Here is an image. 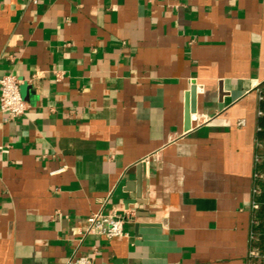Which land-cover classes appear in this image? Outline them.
<instances>
[{
    "label": "crops",
    "instance_id": "0c3cea01",
    "mask_svg": "<svg viewBox=\"0 0 264 264\" xmlns=\"http://www.w3.org/2000/svg\"><path fill=\"white\" fill-rule=\"evenodd\" d=\"M8 74L0 264H246L264 0H0ZM97 213L127 235L84 238Z\"/></svg>",
    "mask_w": 264,
    "mask_h": 264
},
{
    "label": "built area",
    "instance_id": "2783aa9c",
    "mask_svg": "<svg viewBox=\"0 0 264 264\" xmlns=\"http://www.w3.org/2000/svg\"><path fill=\"white\" fill-rule=\"evenodd\" d=\"M20 86V80L13 74L5 75L0 79V112L5 115L6 121H14L27 112L28 105L21 96ZM255 150L246 264H264V142L257 139ZM153 158L155 159L156 155ZM125 221V217L119 215L92 214L86 219L82 236L102 238L107 241L123 238L127 235L124 230ZM66 264H95V257L82 254L69 259Z\"/></svg>",
    "mask_w": 264,
    "mask_h": 264
},
{
    "label": "water",
    "instance_id": "95a60500",
    "mask_svg": "<svg viewBox=\"0 0 264 264\" xmlns=\"http://www.w3.org/2000/svg\"><path fill=\"white\" fill-rule=\"evenodd\" d=\"M200 89L193 84L190 91L186 94L185 106V132L191 130L192 115L197 113V93Z\"/></svg>",
    "mask_w": 264,
    "mask_h": 264
},
{
    "label": "trees",
    "instance_id": "16d2710c",
    "mask_svg": "<svg viewBox=\"0 0 264 264\" xmlns=\"http://www.w3.org/2000/svg\"><path fill=\"white\" fill-rule=\"evenodd\" d=\"M260 112L261 115L258 120V139L264 142V85L261 87V101H260Z\"/></svg>",
    "mask_w": 264,
    "mask_h": 264
}]
</instances>
